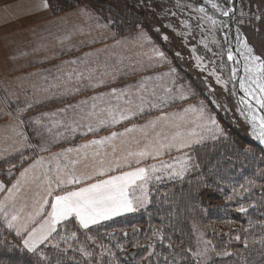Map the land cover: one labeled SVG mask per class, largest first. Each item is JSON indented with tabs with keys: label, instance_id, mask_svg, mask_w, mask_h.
I'll return each mask as SVG.
<instances>
[{
	"label": "snow or ice",
	"instance_id": "1",
	"mask_svg": "<svg viewBox=\"0 0 264 264\" xmlns=\"http://www.w3.org/2000/svg\"><path fill=\"white\" fill-rule=\"evenodd\" d=\"M226 3L228 6L221 5L216 0H203L202 4L189 3L186 7L190 13L199 14L191 18L196 20V26L203 32V25L206 23H210L212 28L225 25L223 20L218 21L210 14L205 5H210L219 15L228 17L234 12L233 0H226ZM52 6L50 0H41L37 7L47 10ZM177 7H181L179 3ZM78 11L85 16L93 15L87 5ZM172 15L175 16L176 13L173 12ZM241 15L244 13L241 12ZM261 18L256 17L257 20ZM96 19L99 21V17ZM112 22L109 19L107 24L98 22L96 26L107 28ZM181 24L190 28L188 20H182ZM136 27L139 30L134 37V43L142 50L139 58L130 60L127 65L120 60L115 64L105 61L95 67L89 66V58L93 53L65 61L64 64L74 67L65 71L62 65H58L55 74L40 75L41 83L33 85V93L31 96L26 95L22 107L18 103L15 115L13 116L11 111L6 113L12 116L14 121L13 135L8 137L12 144L0 148V156L11 150L20 154L22 162H31L27 167H22L15 182L7 187V195L0 200V219L3 226L19 238L21 250L38 258L35 264L47 261L42 249L51 244L54 233L65 241L76 237V231L67 237L60 234L58 226L61 222L70 224L74 218L78 222V228L87 230L100 221L145 207L150 202L149 184L153 180L162 179L158 173L182 179L190 167H200L199 164L190 163L194 159L190 150L195 145L209 139L227 140L230 135L218 121L214 109L210 107L213 105L215 109L227 111V105L220 104L211 95L189 103L188 101L197 98L198 93L190 83L183 81L178 66L173 65L168 51L149 35V31H146L141 23H137ZM164 27L177 36L186 38L192 35L191 31L178 32L173 24ZM153 31L162 42L170 43V36L162 32L161 28H154ZM213 42L218 43L215 39ZM200 43L207 48L204 40ZM224 43L227 46H221L220 52L213 55L221 58L226 55L227 62H231L229 65L221 59V71L230 68L227 79L217 74L214 61L209 75L226 91L227 84L233 83L232 96L236 95L235 84L238 82L243 95L237 102L239 107L236 110L250 126L248 134L258 141L259 145H264V46L260 51H256L239 29L235 36L234 50L228 33L224 34ZM99 51L103 50H97ZM191 51L196 67L203 71V57L196 55L195 47ZM175 56L183 59L180 52H176ZM241 66L243 75L239 71ZM98 68H103V71L98 72ZM161 68L166 70L157 71ZM149 71L152 74L141 75L135 82L123 87H110L106 92L70 102V98L79 95L83 90L96 89L115 82L120 77ZM204 83L211 93L212 88L207 77ZM48 102H58L61 106L54 111H43L37 116L24 119L27 112ZM177 104L180 105L179 108L168 110ZM145 116L149 118L144 119L143 123H131L122 130H111L117 125ZM26 126L31 127V133L34 135L25 131ZM105 128L110 129L107 135L80 145L62 147L60 151H52L53 146L75 137L78 133L86 136ZM25 150L30 151L32 155H24ZM244 151L248 152L249 149L245 148ZM173 152L178 155H172ZM165 157H168V160H165ZM149 160L155 162L147 163ZM81 164L91 170H80ZM246 183L255 186L253 180ZM5 187V184L0 182V190ZM22 188L32 192L31 203H21L17 207V194ZM241 190L247 192L249 188L241 184L240 189L234 188L233 192L240 195ZM233 198L227 197L229 201ZM26 208L31 210L26 212ZM237 211L246 212L247 208L241 205ZM152 236L161 241L167 239V247H179L183 253L179 260L175 256L170 258L165 255L162 264H206L209 252L215 251V247H208L211 241L204 239L203 232L199 233L194 248L184 247L182 240L178 245L174 244L171 236H165L163 227L153 228ZM88 239L93 237L89 236ZM235 239L239 240L240 237L236 236ZM258 242L264 245V238ZM52 246L60 247L59 243ZM78 250L86 257L91 255L83 247ZM63 251L66 252L67 249ZM216 254L230 255L228 252Z\"/></svg>",
	"mask_w": 264,
	"mask_h": 264
},
{
	"label": "trees",
	"instance_id": "2",
	"mask_svg": "<svg viewBox=\"0 0 264 264\" xmlns=\"http://www.w3.org/2000/svg\"><path fill=\"white\" fill-rule=\"evenodd\" d=\"M50 3L53 5L50 8L52 15L87 5L101 21H113L109 26L113 37L137 32L136 24L141 23L176 61L168 43L162 42L153 31L159 27L170 36V41H174L175 33L164 27L174 21L170 13H178L170 2L50 0ZM165 8L167 12H164ZM176 46L178 52L184 47L181 44ZM179 71L196 88L200 98L206 99L211 95L199 86L192 74H186L182 69ZM224 92L215 90L211 96L222 105L231 106V109L225 111L211 107L230 135L227 140L222 138L190 150L194 157L190 163L199 164V168L190 167L182 179L167 177L154 183L150 188L149 205L136 214L87 230L78 228L75 220L70 224L61 223L58 226L60 234L67 237L76 231L77 235L65 241L54 233L51 244L42 249L47 261L41 264H162L165 255L179 260L183 255L179 247L169 248L167 239L161 241L152 236V229L159 227H163L166 237H172L174 244L178 245L182 240L184 247L194 248L196 234L203 232L215 247V252L230 253L217 255L206 264H264V245L258 242L264 238V149L247 135L246 122L238 114L230 94ZM245 148L249 151L245 152ZM249 180L255 181V186L247 185ZM241 184L249 190H241L240 195H235L233 189H240ZM228 196H233V200L229 201ZM241 205L247 208L246 212L237 211ZM89 236L93 239H88ZM236 236L240 239H235ZM56 243H59V248L52 246ZM21 247L19 238L0 222V264H35L38 258L22 251ZM81 247L91 255H82L78 250ZM65 248L66 252L63 251ZM130 250L137 251L135 260L130 259Z\"/></svg>",
	"mask_w": 264,
	"mask_h": 264
},
{
	"label": "rangeland",
	"instance_id": "3",
	"mask_svg": "<svg viewBox=\"0 0 264 264\" xmlns=\"http://www.w3.org/2000/svg\"><path fill=\"white\" fill-rule=\"evenodd\" d=\"M161 1H165V3L170 2L171 6L174 7L178 12L175 16H173L172 15L173 12L171 11V9L168 8L172 12L170 13L171 18L173 17L174 19V21L169 24H173L178 32L184 33V32L191 31L192 33V35H189L186 38L177 36L175 34L173 36L174 41H170V43H168L173 53L178 52L177 51L178 47L176 45H180V44L184 45V47L181 48V52L179 51L183 59L181 60L175 56L176 61H173V65L177 66L176 63L180 64L178 68L184 70L186 74H192V76L196 78L195 80L199 84V86L205 92L208 93L209 89L204 83L205 77H207L208 84L212 88V92L211 93L209 92V93L213 95L215 93V90L222 89L223 92L224 91L227 92L226 93L227 95L228 93L230 94L231 98L234 101L236 109H237L239 105L236 100V95L235 96L231 95V92L233 89L232 83L229 82L227 84V91H226L221 85L216 84L215 78L209 75V73L213 69L212 61H214L217 74L221 75L223 79H227L226 72L221 71L220 69L221 59L225 61L224 59L225 56L221 58L218 55L217 56L213 55V53L220 52L221 46H223L221 43V40L219 39V35L217 34L216 28H212L210 23H206L203 25L205 30L201 32L200 28L196 26V23H197L196 20L191 18L193 16H198L199 14L190 13L189 9H187L186 7V5L189 3H192L193 5H198L202 0H161ZM26 2L29 5L28 9L33 11L37 15L39 22L40 21L44 22V26H48L50 28H53V27L56 28L57 25H61L62 22H58V20L52 19L53 17L50 16L51 13H49V11H43L42 9H38L37 6L41 3V0H17L16 4H14V6L11 8V11L13 10L12 16L16 17L22 14L23 11L25 10ZM178 3L181 7H177ZM80 8H83V7H79L77 8L76 11H74L73 13L74 17L72 18L70 22V28L75 29L76 31L85 28L87 33H84L81 36H79L78 41H76L75 43H71L72 46L75 47L74 48L75 50H73V53L75 54V56L71 55L67 59L71 60L77 57H84L86 53H93V56L90 57L89 59L91 61L90 63L91 67H95L97 64H103V62L105 61H108V63L110 64H115L116 62L120 60H123L124 64L127 65L130 60H135L140 57L142 50L138 48L137 45L134 43V37L136 35V32L123 35L122 37H112L114 33L112 32V30H110L109 28L110 25L107 28H97L96 25L98 22L100 24H107V23L101 20L97 21L96 19L97 16L93 12H92L93 14L92 16L94 17L96 16L95 18L81 14L78 11ZM164 12H167L166 8L164 9ZM241 12L244 13L243 16L241 15ZM257 16H261L262 18L257 20L256 19ZM29 17H31V15ZM236 17H237L238 24L240 28L242 29L244 36L249 41L250 45H252L256 51H260L262 46H264V0H238V8L236 12ZM13 19H14L15 26L22 27V22L20 19H16V18H13ZM33 20L36 21L35 19H30L29 21H33ZM182 20H188L190 24V28L183 27V25L181 24ZM33 30L28 31L24 29L20 32H17V30H14L13 35H10V29L8 30L7 35H5L3 39V45L0 46V50L2 48H5L2 50V52L0 51V78L11 68L12 66L11 60L12 58H14L13 56L18 53L20 54L27 47L24 44H22V38L20 35H30V33ZM78 34H79V31H78ZM101 37H104V38L101 39ZM214 39L218 41V43H214L213 42ZM178 40L180 43H178ZM201 40L205 41V43L207 44V48L205 47L204 44L200 43ZM117 41H121V43L117 44L116 43ZM193 47L197 49L196 55L203 57V61H202L203 71L201 70V68L196 67V61L193 58V53L191 51ZM208 49H211V51H209ZM97 50H103V51L97 52ZM53 55H56V51L52 49L48 52L47 56H53ZM30 56L31 54L29 55L21 54L19 55V58L24 60ZM97 56H98V60H97ZM39 63L40 61L30 64L29 67L40 65ZM47 64L48 63H46L45 65L44 71L37 70V69H29L27 72H23V74H21L20 76L15 77L14 81H10L8 83L10 85H6V84L2 85V83H0V148L9 147L12 144V143L11 144L8 143V140H10L8 139V137L13 135L12 125L14 124V121H13V117L7 115L6 113L11 111L13 116L15 115V111L18 106V103H19V106L22 107L23 101L25 100L26 95L27 96L32 95L33 90H34L33 85L34 84L39 85L41 83L39 80L40 75H48L49 73L55 74V68L56 66H58V64H54V63H50L48 65ZM165 70L166 68L157 69V71H165ZM100 71H103V68H98V72ZM146 74L150 75L152 73L151 71H149L148 73H138L134 76L129 75L126 77H120L117 79V81L110 82L109 84L98 87L96 89L83 90L81 91L79 95L72 97V100L70 102H75L76 100L84 99L86 97L95 95L96 93H99V92H106L109 90L110 87H123L125 84L133 83L135 82V80L139 79L141 75H146ZM180 75L182 76L181 72H180ZM183 76H182L183 81L190 83L187 77L185 75ZM193 89H195V91L198 93L196 88L193 87ZM200 99L202 98H200V94L198 93V96L196 99L190 100L188 102L195 103L197 102V100H200ZM60 106L61 105L58 102H48V103H44L41 105H37L33 110L25 114L24 119L27 120L28 117L30 116H37L43 111H49V112L54 111L57 107H60ZM179 107H180L179 104L174 105L171 110H176ZM229 108L231 109V106ZM238 114L240 115L242 120L245 122L244 117L239 112ZM140 120L143 121L144 118ZM218 121L221 123L219 119ZM131 122L132 121H128L127 123H131ZM247 126H248L247 135L250 136L248 134V132L250 131V126L248 124ZM116 127H121V124L117 125ZM106 129L107 128L101 129L97 133L99 134L103 133L104 130ZM25 131L29 132L31 135H34L31 133V127L29 126H26ZM95 136L101 137V135H94V136H91L90 138L93 139ZM72 139H74L75 142L62 141L59 145L53 146L52 151L53 152L58 151L62 147H66V146L72 147L75 145L83 144L84 142L89 140V134L85 136V135H80L78 133L75 137H72ZM221 139L222 138L218 139L217 141ZM251 139L254 140L256 144L258 143V141H256L252 137ZM217 141H212L209 139V140L204 141L202 144L195 145L194 147L200 146L203 144L212 143V142H217ZM33 142H35V140H33ZM24 155L30 156L32 155V153L28 150H25ZM172 155H178V154L173 152ZM164 159L168 160V157H165ZM30 162H31L30 160H26L22 162L20 154L18 152H12L11 150H9L3 156H0V182L4 183L6 186L4 190H0V200H3L4 197L7 195V191H6L7 187H10L12 183L15 182V180L19 176V172L22 170V167H27ZM154 162L155 161H147V163H154ZM10 169H11V175H9ZM158 175L162 176V179L160 181L165 180L168 177V176L163 175V173H158ZM154 182L158 183V181L153 180L149 184V191H150L151 186H153L152 183ZM22 190L28 193V200L26 203L28 204L31 203L32 192L27 191L26 189L22 188L20 193L17 194V196L19 197L17 200L18 206L21 203L20 199H23V203H24V197H23L24 193ZM149 201H150V194H149ZM149 203L145 207L138 208L134 212L123 213L117 216H113L108 220L100 221L98 224L91 225L90 227L98 226L103 223H108V222L113 221L116 218H120L123 216L136 214L140 212L141 210H143L144 208H146L149 205ZM29 210L30 208L25 209L26 212ZM0 222L1 224H3L2 219H0ZM198 236H199V233L196 234L195 236V243L197 242ZM204 239H206L205 236H204ZM208 247L212 248L211 244ZM216 253L217 252L215 251L214 252L210 251L208 254L209 258L207 262L210 259L216 257L217 256Z\"/></svg>",
	"mask_w": 264,
	"mask_h": 264
},
{
	"label": "crops",
	"instance_id": "4",
	"mask_svg": "<svg viewBox=\"0 0 264 264\" xmlns=\"http://www.w3.org/2000/svg\"><path fill=\"white\" fill-rule=\"evenodd\" d=\"M16 1L17 0H0V46L3 45V39L5 35H7L9 29H10V35H13L14 30H17V32H20L24 29L28 31H31L33 29L34 30L30 33V35H20L22 38V44H24L27 47L20 54L18 53L13 56L14 58H12L11 60L12 66L0 78V83H2V85H5V84L10 85L8 84L10 81H14L15 77L20 76L21 74H23V72H27L29 69H37V70L44 71L46 63L48 64L54 63V64L62 65L65 71H70L72 66L66 65L64 64V62L70 60L67 58H69L71 55L75 56V54L73 53V50H75L74 49L75 47L72 46L71 43H75L76 41H78L79 36H81L84 33H87L85 28L77 30V31L75 29L70 28V22L72 18L74 17L73 13L74 11L77 10V8L70 10L68 12L62 13V14L55 15V16L50 14V16L53 17L52 19H56L58 20V22H62L61 23L62 26L57 25L56 28L55 27L50 28L48 26H44V22L42 21L39 22L37 15L33 11L28 9L29 5L27 2L25 5V10L23 11L22 14L16 17L12 16L13 10L11 11V8L14 6V4H16ZM43 11H49V13H51L50 9L43 10ZM30 15L31 17H29ZM91 17L95 18L94 16H91ZM13 18L20 19L22 22V27L15 26ZM30 19H35L36 21L34 20L29 21ZM78 31H79V34H78ZM3 49L5 48H2L0 51L2 52ZM52 49L56 51V55L47 56L48 52ZM21 54H24V55L31 54V56L22 60L19 58V55ZM38 61H40L39 63L40 65L29 67L30 64H33ZM55 73H56V68H55ZM71 100L72 98H70V101ZM172 108L168 110H171ZM153 115H155V113H153ZM143 118L148 119L149 117L145 116ZM142 122L143 121H141L140 119H136L132 121L131 123H142ZM131 123L125 122L121 124V127H116L115 129H111V130H122L125 124H126L125 126H127ZM109 131L110 129H106L104 130L103 133H100V134L99 133L89 134V140L92 139L90 138L91 136H94V135L104 136V135H107ZM96 137L98 136H95L94 138ZM67 141L75 142V140L72 138H69ZM8 143L11 144L12 140H8ZM66 147H70V146H66ZM79 168L82 171L91 170L90 168H85L83 164L79 165ZM22 191L24 193L23 194L24 203H26L28 200V193L25 192L24 190ZM20 200H21V203H23V199H20ZM17 207H19L18 204H17Z\"/></svg>",
	"mask_w": 264,
	"mask_h": 264
},
{
	"label": "water",
	"instance_id": "5",
	"mask_svg": "<svg viewBox=\"0 0 264 264\" xmlns=\"http://www.w3.org/2000/svg\"><path fill=\"white\" fill-rule=\"evenodd\" d=\"M224 3H225V6H228L226 3V0L224 1ZM233 6H234V12L230 13L228 17H223V16L221 18L216 17V19L218 21L223 20L225 22V25H226V27H225V25H217L216 31H217V34L219 35V37H221V39H223V40H224V34L225 33L229 34V39L231 40V46L234 50L235 49V36H236L237 29H239L242 34H243V32H242V30L238 24L237 18H236V12H237V8H238V0H233ZM239 71L241 74V68ZM240 96H241V94L237 91V100L238 101H239ZM135 256H136V251H131L130 252V258L132 260H134Z\"/></svg>",
	"mask_w": 264,
	"mask_h": 264
},
{
	"label": "bare ground",
	"instance_id": "6",
	"mask_svg": "<svg viewBox=\"0 0 264 264\" xmlns=\"http://www.w3.org/2000/svg\"><path fill=\"white\" fill-rule=\"evenodd\" d=\"M224 1H225V0H216L217 3H220L221 5H224V6H225ZM202 3H203V0H202L199 4H202ZM205 7L207 8V11H208L210 14H212V15L215 16V18H216V17H218V18H221V17H222L221 15H219L218 13H216L215 10H213V9L211 8L210 5H205ZM219 39L221 40L222 45H223L224 47H226L227 45H225L224 40L221 39V37H219ZM224 59H225V62H226V63H228L229 65H231V62H227V57H226V55H225ZM224 71L226 72V74H227V76H228L229 71H230V68H229V69H226V70H224ZM241 75H243L242 66H241ZM232 85H233V83H232ZM233 87H234V85H233ZM235 90H236V94H237V91H238L241 95H243V93L239 90L238 82L235 84ZM263 146H264V145H263Z\"/></svg>",
	"mask_w": 264,
	"mask_h": 264
}]
</instances>
